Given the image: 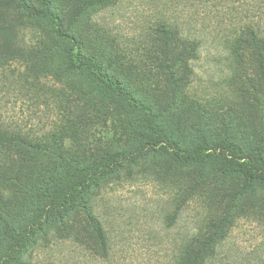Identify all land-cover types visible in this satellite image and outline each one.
Masks as SVG:
<instances>
[{
    "label": "rangeland",
    "instance_id": "obj_1",
    "mask_svg": "<svg viewBox=\"0 0 264 264\" xmlns=\"http://www.w3.org/2000/svg\"><path fill=\"white\" fill-rule=\"evenodd\" d=\"M26 1L40 6V0ZM48 1L67 12L73 0ZM166 22L199 44L196 57L170 74L155 67L156 31ZM46 25L24 26L21 42L37 48L44 41L49 47ZM245 25L264 38V0H107L85 12L72 30L83 39L85 53L101 60L167 140L192 148L228 137L248 151L264 139V93L253 56L230 47L234 30ZM1 63L0 256L9 246L5 228L19 232L28 225L37 195L57 187L65 162L86 167L105 153L130 151L144 142L137 136L144 128L143 112L100 89L88 75L42 78L38 63L32 72L13 58ZM64 121V161L27 153L18 142L23 135L52 142ZM9 137L16 140L11 148L4 143ZM22 159L27 168L18 180ZM239 184L218 172L215 157L179 164L157 151L100 179L82 207L64 219H50L20 262L175 264L186 239L206 242L214 235L205 264H264V186L257 184L234 201ZM90 220L105 236L104 256L89 238Z\"/></svg>",
    "mask_w": 264,
    "mask_h": 264
},
{
    "label": "trees",
    "instance_id": "obj_2",
    "mask_svg": "<svg viewBox=\"0 0 264 264\" xmlns=\"http://www.w3.org/2000/svg\"><path fill=\"white\" fill-rule=\"evenodd\" d=\"M106 1L73 0L67 12H60L52 8L48 0H40V6L31 5L26 0H0V64L13 58L24 63L32 72L31 69L38 63L43 70L40 72L42 78L48 74L59 79L71 74L88 75L100 89L143 112L144 117V128L137 133L144 142L130 151L105 153L86 167L64 163L57 187L37 195L38 206L28 225L19 232L5 228L3 234L9 246L0 256V264H23L19 259L21 253L50 219H64L76 206L82 207L84 195L94 189L100 179L118 173L124 166L138 164L157 151H163L179 164H201L215 157L220 174L239 180V191L233 196L234 201L255 185L264 186V139L251 145L248 151L228 137L215 142L203 140L192 148H181L167 140L160 129L148 117L145 118L146 111L136 104L133 94L127 92L116 77L108 74L101 60L85 53V43L73 32V26L85 12L98 8ZM32 21L47 22L44 29L48 32L49 47L44 41L37 48H29L21 42V29ZM257 31L253 25L235 29L230 47L234 52L248 51L253 56L256 81L264 93V38ZM156 32L159 44L155 67L158 70L173 73V70L196 57L199 46L196 39L181 35L178 28L167 22L161 23ZM168 81L174 90L172 76L168 77ZM67 125V121H64L56 136L52 135L53 138L56 137L52 142L41 139L34 141L28 135L21 136L18 142L27 153L45 152L64 161L67 155L63 144ZM15 141V138L9 137L4 143L11 148ZM26 168V162L22 159L19 163L18 180L24 178ZM89 224L92 229L88 233L89 238L101 247L104 256L107 250L102 229L91 220ZM219 229H222L221 224L217 230ZM192 238L186 239L179 248L175 264H205L209 253L213 251L216 237L212 235L206 242H194ZM74 239L79 241V235L75 234Z\"/></svg>",
    "mask_w": 264,
    "mask_h": 264
}]
</instances>
